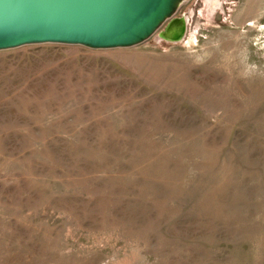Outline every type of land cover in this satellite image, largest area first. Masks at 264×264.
Wrapping results in <instances>:
<instances>
[{
    "label": "rangeland",
    "instance_id": "374dc122",
    "mask_svg": "<svg viewBox=\"0 0 264 264\" xmlns=\"http://www.w3.org/2000/svg\"><path fill=\"white\" fill-rule=\"evenodd\" d=\"M211 5L0 51V264H264V0Z\"/></svg>",
    "mask_w": 264,
    "mask_h": 264
},
{
    "label": "water",
    "instance_id": "95a60500",
    "mask_svg": "<svg viewBox=\"0 0 264 264\" xmlns=\"http://www.w3.org/2000/svg\"><path fill=\"white\" fill-rule=\"evenodd\" d=\"M189 0H0V51L32 45L131 48L152 37L180 43Z\"/></svg>",
    "mask_w": 264,
    "mask_h": 264
},
{
    "label": "bare ground",
    "instance_id": "6f19581e",
    "mask_svg": "<svg viewBox=\"0 0 264 264\" xmlns=\"http://www.w3.org/2000/svg\"><path fill=\"white\" fill-rule=\"evenodd\" d=\"M207 2V4L211 7V3L213 2V0H205ZM211 9V8H210Z\"/></svg>",
    "mask_w": 264,
    "mask_h": 264
}]
</instances>
